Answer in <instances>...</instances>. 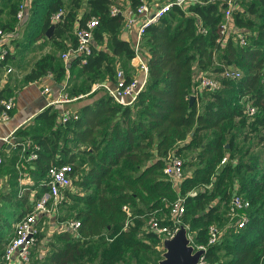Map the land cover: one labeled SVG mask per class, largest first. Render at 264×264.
<instances>
[{"label":"trees","instance_id":"1","mask_svg":"<svg viewBox=\"0 0 264 264\" xmlns=\"http://www.w3.org/2000/svg\"><path fill=\"white\" fill-rule=\"evenodd\" d=\"M140 2L127 0L128 9L134 11ZM86 3L87 9L76 16L78 0H70L68 7L62 0H31L27 37L32 41L42 37L53 15L60 12L53 22L51 42L59 46L56 39L66 34L74 48L70 30L95 17L98 24L91 40L106 41L108 49L90 44L89 53L71 57L67 65L44 55L24 75V82L49 74L63 83L67 71L78 66L86 85L72 87L68 93L83 95L104 74L114 80V57L134 56L132 46L119 36L123 13L109 11L112 0ZM237 4L232 21L244 35L243 44L234 34L222 44L217 41L224 1L196 0L185 8L172 5L140 37L138 52L147 72L131 104L121 105L103 91L63 120L47 106L34 116L33 127L14 131L21 140L16 146L22 153L19 168L38 183L34 200L47 191L46 170L52 165L69 164L71 184L82 189L64 190L72 205L58 218L59 224L76 220L75 234L59 229L47 256L34 259L36 264H117L135 259L151 243L159 242V235L149 231L143 236L150 243L140 238L143 221L153 215L161 224H170L168 218L157 216L167 213L176 198L182 199L184 208L179 222L187 227L193 248L203 247L208 264H264V164L260 163H264V145L251 152L258 141L253 138L264 141V0H238ZM10 13H15L14 5ZM0 28L7 27L0 23ZM207 70L215 74L207 75L219 87L194 90V72ZM224 70L237 76H222ZM129 77L126 73L124 81ZM8 96L2 88L0 99ZM246 106L254 108L252 114L244 112ZM183 152L192 155L184 157ZM30 153L35 157L27 159ZM169 154L180 157L182 168H191L177 188L161 171ZM222 157L225 161L219 165ZM233 194L248 205L236 209L227 222L226 207ZM28 196V189L0 193V253L9 238L2 235L3 229L13 225L6 221V212L16 221L31 210ZM241 214L246 221L237 227ZM211 225L220 231L214 244L207 243Z\"/></svg>","mask_w":264,"mask_h":264},{"label":"built area","instance_id":"2","mask_svg":"<svg viewBox=\"0 0 264 264\" xmlns=\"http://www.w3.org/2000/svg\"><path fill=\"white\" fill-rule=\"evenodd\" d=\"M196 0H170L165 2L147 1L141 0L140 4L136 7L134 11L129 10L124 13L122 9L114 5L109 6V11L111 14L121 12L125 17V26H135L136 41L133 45L134 56L131 59H136V67L142 74L141 78L136 76H130L128 81H124V73L118 69L115 71L113 79V87H108L106 85L98 84L102 86L104 91L117 103L121 105H129L136 98L138 92L143 87L146 79V62L142 59L139 54V41L143 34L144 28L151 23H154L161 17L172 5H176L180 8H185L189 3L195 2ZM213 1V0H205ZM224 1L225 7L222 10V18L219 24V39L218 42L224 43L228 35L234 34L236 40L239 44H243V33L237 30L233 26L232 21V11L236 9L238 0H218ZM60 12L56 13L52 17V21L59 18ZM16 17L19 19L21 17V8L16 12ZM97 18L90 17L84 22L83 26L74 28V37L76 44L74 48L69 49L67 52L61 54L62 61L66 62L75 55H83L89 53L90 41L92 38V30L97 26ZM4 30L0 28V40L4 41ZM5 53L0 52V60L3 59ZM83 61V58H80ZM66 63H64L65 65ZM225 77L237 76L232 75L228 70H224L221 74ZM219 87L218 82L212 77L208 76L204 71L199 72L195 77L194 90L200 91L201 89L215 90ZM46 91V89H43ZM126 98V101H123ZM65 99V98H64ZM13 106L12 99L10 97L0 99V122H4L8 119L9 111ZM254 108L251 106H246L244 112L248 115L252 114ZM68 112H63L61 114V119H65ZM12 139L11 133L6 136H0V144L9 143ZM35 154L30 153L27 159L34 158ZM225 161V157H222L219 161L221 165ZM70 165H52L46 170V179L44 184L47 186V191L42 193L37 199H33L31 210L21 215L13 224L12 234L5 242L2 251L0 253V264H29L31 249L37 243V233L38 229V219L47 214L50 210L56 209L64 196V190L69 188L71 185L70 176ZM162 173L165 178L169 179L173 187H177L180 180L183 178V168L182 161L179 156L174 154H169L164 158ZM31 202V203H32ZM248 205V202L241 198L238 194H233L230 198V207L232 214H236V209H244ZM125 211L127 210L125 206L122 207ZM183 203L181 198H176L169 206L167 215L170 224H161L158 219L153 215H149L144 222V228L157 235H162L163 237H171L177 230L180 224L179 217L183 213ZM129 216V212H126ZM246 221V216L241 214L238 221L235 223L237 227H241ZM60 229L70 230L72 233L78 226L76 220L66 221L60 223ZM75 234V233H74ZM220 236V231L215 225H211L208 228V244H214L218 241ZM202 249L199 246L196 249ZM196 264H208V262L202 257L198 258Z\"/></svg>","mask_w":264,"mask_h":264},{"label":"crops","instance_id":"3","mask_svg":"<svg viewBox=\"0 0 264 264\" xmlns=\"http://www.w3.org/2000/svg\"><path fill=\"white\" fill-rule=\"evenodd\" d=\"M65 7H68L70 4V0H62ZM79 1V8L76 10V16L81 13V11L87 9V3L86 0H84V3L82 0ZM147 1H156V2H165L170 0H147ZM124 6L123 11L124 13L128 11V4L127 0H122ZM31 0H1L0 1V23L6 25V29L8 30L7 36L12 33L13 35H19L18 37L22 41L19 44L20 46H16V43L13 45L14 50L13 53H9L6 60L4 62L0 63V90L2 88H5L9 92V96L12 99L13 106L9 112L8 119L4 122H0V136H6L11 133L12 139L9 143L0 144V193H6L10 191V189H17L18 193L29 190V196H28V204L32 202L33 200V194L37 191V180L33 178L32 176L27 175L23 171H21L20 163L22 161V153L21 150L18 151L16 146L19 143V135H13L14 131L18 127H25L26 130L28 128L33 127V124H35L36 121H34V116L42 111L45 107L51 106V108L55 109V111L58 113V115L61 117V114L63 112H75L80 106L86 103H92L95 99H97L99 96L103 95V87L96 86L98 84L106 85L108 87H113L114 80H110L106 74L103 75V77L100 80H96L93 82L90 86V89L85 94H69V89L74 87V83L78 81V79L83 76L79 70L77 69L78 66L71 68L70 71L68 70L66 73L65 82H56L52 79V77L47 74L45 76L39 77L38 79L34 81L24 82L23 77L24 75L32 68L33 63L41 58L44 55L50 54L55 57V59L60 60L65 65L68 64L70 61H62L60 57H57V54H54V52H48V51H42V53L37 56L36 58L27 57L30 65V68L28 71H26L23 76L20 77L21 84L17 86V84L13 81V78L11 79L9 75H7V72L11 70L10 67L6 68L5 66L8 65L7 63L11 60H13L17 52V47L21 48L19 54L22 56H27L26 53L38 51L35 50L39 48V44L46 43L45 45L49 47L50 49L55 48L59 49L62 52H67L72 47V41L70 37L66 34L62 35L60 38L56 39L59 43V46H57L55 43L51 42V33L50 37H46L45 32L42 37H39L35 40H30L28 35V24L30 19V7ZM14 5L15 7V13L11 14L10 9ZM21 8V17L18 19L16 17V12ZM11 18V19H10ZM15 18V19H14ZM13 19V20H12ZM52 24L54 21H52ZM54 29V28H53ZM74 28L70 30V35H73ZM120 38L126 40L129 42V44L133 47L135 41H136V33H135V26H125V17L123 20L122 28L120 30L119 34ZM16 37V40H20ZM4 39V41L0 40V52L2 51L3 46H5L4 43L7 41ZM18 42V41H17ZM4 44V45H3ZM91 44H93L98 49H108L106 41H96L91 40ZM41 47V46H40ZM45 47V46H44ZM144 54V51L143 53ZM113 61V67H114V73L118 69H120L124 75L128 73L130 76H136L138 78L142 77V74L139 72L136 65V59H118L114 57ZM19 60L21 59L18 58ZM143 59V58H142ZM145 61V59H143ZM73 70H77V74L73 75ZM69 78V79H68ZM13 81V82H12ZM77 87V86H76ZM46 89L44 91L43 89ZM7 97V98H8ZM65 98V99H64ZM126 98H123V101H126ZM16 148V149H15ZM29 168H32V165L29 164ZM190 170L186 172L185 174H189ZM71 188V187H70ZM177 188V187H175ZM78 192V191H75ZM64 204L66 206L69 204V201H71L68 196H63ZM0 205H2V201L0 200ZM60 204L56 209L50 210L47 212V214L42 215L38 220V229L40 231V240L45 239L47 241L46 250L44 252H40L38 255L34 257L36 258H44L47 256V252L51 249L50 243L55 241V234L60 229L59 227L61 224H59L58 218L59 216H62L64 214H67L66 211L64 214L56 215V211L60 206H63ZM65 206V210H66ZM226 217L231 219L234 215L232 214V210L230 207V200L226 207ZM19 209V208H18ZM18 209L16 211H18ZM7 211L10 213V208H7ZM69 211V210H68ZM55 216V218H54ZM6 221L14 224L15 216L13 214H8L6 212ZM14 220V221H13ZM9 223V224H10ZM13 225L8 227V229L5 231L2 235L7 238V235L12 233ZM74 233V232H73ZM11 236V234H10ZM38 241V243H39ZM52 241V242H51ZM37 244V243H36ZM33 259V260H34ZM33 263L36 264L35 261ZM31 264V263H30Z\"/></svg>","mask_w":264,"mask_h":264},{"label":"rangeland","instance_id":"4","mask_svg":"<svg viewBox=\"0 0 264 264\" xmlns=\"http://www.w3.org/2000/svg\"><path fill=\"white\" fill-rule=\"evenodd\" d=\"M82 2L84 3V0H82ZM111 5H114V6L118 7L119 9H123V6H124L122 0H112V4ZM7 33H8V30H4V35H5L4 38L7 41V37H8V41L7 42L5 41L6 43H4L5 46H3V48H2V53H5V54L6 53H8V54L10 53L11 54V53H13L12 51L14 50L13 45L16 43V46H20L19 44L21 43L22 38L20 39L18 37L19 35H17V34L16 35H13L12 33H10L7 36ZM16 37L19 38L20 40H16ZM45 44L46 43H42V44L40 43L39 44V48L35 49V50H38V51H33V52L29 53V56H28V53H26L27 56L20 55L19 52H20V49L21 48L17 47L18 50L15 53L16 57L13 60L9 61L7 63L8 65L5 66L6 68H8V67L11 68V70L9 72H7V75H9L11 79L13 78V81L17 84V86L22 83L21 80H20V77L23 76V74L26 71H28V69L30 68V65L31 64H29V62H27L28 61V58L27 57H32L34 59L37 56H39L42 53V51H48V52H54V54H57V57H60L61 58V54H62L61 53L62 52L61 50L55 49V48L50 49ZM20 57H21V59L19 60L18 58H20ZM77 69H78V67H77ZM72 72H73V75H76L77 74V70H73ZM204 72L206 74L211 73L210 70H207V71H204ZM194 74H195V77H196L199 73H195L194 72ZM212 75L215 76V74L211 73V76ZM216 75H218V74H216ZM209 76H210V74H209ZM194 82H195V80H194ZM80 84L86 85L83 82V76H81L78 79V81H76L73 85H74V87H76V86L78 87ZM253 141L254 142L257 141V145H256V147H252L251 148V152L256 153L257 152V148L259 147V145H262V144L264 145V141L259 140V138L258 139L253 138ZM253 141L252 142H249L248 141V144L253 143ZM259 152H262V151H259ZM190 155H192L191 152H183V156L184 157H189ZM261 157H264V152L261 153ZM262 161H264V160H262ZM260 163L261 164H264L263 162H260ZM189 170H191V168L184 167L183 168V175H185V173L188 172ZM70 187H71L70 189L72 191L82 192V189L76 187V185H74L73 182L70 185ZM70 204L72 205V201H69V204L68 205H70ZM65 206H66V204H64L63 206H60V208L57 209V211H56L55 214L56 215H61L62 213L64 214L66 211L69 212L70 210L68 211L67 208H66V210L64 209ZM157 217H159L161 219H163V218L167 219L168 218V215H167V213L161 212V213L158 214ZM54 218H55V216H54ZM229 221H231V219L227 220V222H229ZM144 222L145 221H143V224H142L143 226L141 227L139 236H140L141 239L149 242L150 240H148L147 238H145L143 236L144 235L143 233L147 231L144 228ZM10 234H12V233H10ZM10 234L7 237H10ZM40 237H39V239H37V244H35V246L31 249L29 264L31 262L33 263V261H34L33 259L36 256V254L38 255L40 252H44L46 250L47 241L45 239H41V241H39L40 240ZM188 237L190 238L189 233H188ZM162 238H163V236L162 235H159V242L157 244H152L151 243L150 249L147 250V251L140 252L135 259L126 258L124 260V262H122V263L121 262H118L117 264H156V262L161 258V254L163 252V248H162ZM38 241H39V243H38Z\"/></svg>","mask_w":264,"mask_h":264},{"label":"water","instance_id":"5","mask_svg":"<svg viewBox=\"0 0 264 264\" xmlns=\"http://www.w3.org/2000/svg\"><path fill=\"white\" fill-rule=\"evenodd\" d=\"M54 28L51 24L45 31L46 37H50ZM193 100V95L188 97V104ZM163 252L156 264H196L203 250L194 249L190 244L187 227L179 225L171 237L162 238Z\"/></svg>","mask_w":264,"mask_h":264}]
</instances>
